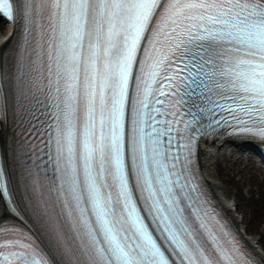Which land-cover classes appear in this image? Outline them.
Returning <instances> with one entry per match:
<instances>
[{
	"label": "snow or ice",
	"instance_id": "obj_1",
	"mask_svg": "<svg viewBox=\"0 0 264 264\" xmlns=\"http://www.w3.org/2000/svg\"><path fill=\"white\" fill-rule=\"evenodd\" d=\"M0 264H264L200 143L264 144V0H0Z\"/></svg>",
	"mask_w": 264,
	"mask_h": 264
},
{
	"label": "rangeland",
	"instance_id": "obj_2",
	"mask_svg": "<svg viewBox=\"0 0 264 264\" xmlns=\"http://www.w3.org/2000/svg\"><path fill=\"white\" fill-rule=\"evenodd\" d=\"M0 25H3V29L0 28L1 37L10 28L1 19ZM227 147V153L254 156L252 150L237 152L233 146ZM220 163L213 172L214 178L223 183L225 193L237 203V213L244 219L245 234L258 236L260 248L264 250V169L260 167V161L257 160L256 165L247 160L229 165L222 157ZM238 166L242 168L240 171Z\"/></svg>",
	"mask_w": 264,
	"mask_h": 264
},
{
	"label": "bare ground",
	"instance_id": "obj_3",
	"mask_svg": "<svg viewBox=\"0 0 264 264\" xmlns=\"http://www.w3.org/2000/svg\"><path fill=\"white\" fill-rule=\"evenodd\" d=\"M0 28L3 29V25H0ZM13 40V30L9 29L8 32L0 37V50L6 51L8 49L9 44H11ZM7 127L0 121V138L4 139L8 136ZM237 145V144H235ZM228 147L226 144H212V143H204L200 147V161L201 167L204 176L209 182L214 194L217 196L219 202L226 209L227 213L235 222L236 226L240 230V232L244 235L247 242L251 245L257 255L264 254V250L260 248V238L256 235L247 236L245 233L246 227L244 226V219L240 216L238 212L237 203L233 201L232 197L228 196L224 191L223 183L213 176V172L217 166L221 163V158L227 161V164H240L242 160H247L250 163H254L256 165V159L253 156H244L234 155L232 153H227ZM223 155V156H222ZM248 164V162H247ZM242 168L238 166V170L240 171ZM3 207V202L0 201V208Z\"/></svg>",
	"mask_w": 264,
	"mask_h": 264
}]
</instances>
